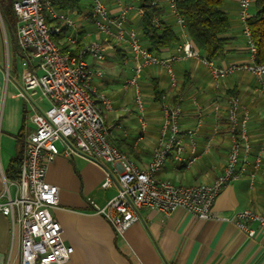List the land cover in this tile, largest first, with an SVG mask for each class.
<instances>
[{
  "label": "built area",
  "instance_id": "1",
  "mask_svg": "<svg viewBox=\"0 0 264 264\" xmlns=\"http://www.w3.org/2000/svg\"><path fill=\"white\" fill-rule=\"evenodd\" d=\"M90 1L88 17L102 39L84 43L78 37L74 20L57 11L51 0H13L16 42L26 56L20 61L22 89L18 96L28 103V119L33 125L25 138L20 178L8 181L0 192V214L21 230L16 264H64L73 253V248L63 242L62 228L52 214L58 204V188L45 180L47 165L58 156L67 159L80 156L87 161L114 166L113 172H105L101 186L105 189L115 183L117 193L104 206L94 205V212L120 236L139 219L140 209L164 214L182 210L198 220H208L213 217L211 208L220 192L241 177L239 164L250 155L252 148L248 132L251 113L238 93H217L212 104L216 121L214 132L218 129L217 122L224 120L229 146L224 169L211 183L183 186L156 176L172 152L174 159L182 162L184 138L190 145L185 166L190 167L197 160L195 137L204 124L200 107L196 108L194 122L182 129L179 123L181 104L161 105L158 139L151 159L144 167L115 147L109 140V128L104 119L106 114L114 111L112 99L94 84V78L103 77V71L92 70L88 63V59L98 64L104 62L107 46L115 44L126 54L123 64L130 77L124 87L133 90L134 106L142 128H145V114L139 82L143 70L160 68L171 89L178 92L179 79L174 65L181 61H198L209 72L215 90L228 77L249 73L256 81L253 95L261 99L264 112V64L257 62V49L246 23L252 0H237L247 58L226 65L202 57L186 33L183 18L176 12L175 0H151L159 8L161 1L166 4L179 29V41L159 54L149 51L142 44L138 31L128 25L130 17L143 15L140 7L128 0H112L114 8L111 12L106 0ZM160 24V17L152 19L154 27L158 28ZM64 29L66 35L59 43H64L67 48L62 52L55 38ZM29 60L34 62L35 70ZM41 102L47 103L48 107L42 109ZM263 152L264 122L261 146L253 159L254 171L261 166ZM254 175H250L252 180ZM8 185L17 188L14 197L10 195ZM221 219L232 222L240 232L252 237L254 230L248 224L255 222L264 228V209L259 213L244 209L230 218Z\"/></svg>",
  "mask_w": 264,
  "mask_h": 264
},
{
  "label": "crops",
  "instance_id": "2",
  "mask_svg": "<svg viewBox=\"0 0 264 264\" xmlns=\"http://www.w3.org/2000/svg\"><path fill=\"white\" fill-rule=\"evenodd\" d=\"M12 1L0 0V192L10 181L6 171L16 153L17 136L22 134L26 138L33 130L28 119L29 105L18 96L22 89V53L12 52L3 18L5 7ZM90 2L79 0L77 7L60 11L74 20L78 37L84 43L102 39L88 17ZM229 2H224L222 8L225 13L231 14L228 15L230 29L223 35L229 39V43L226 58L218 62L219 65L247 58L242 23L238 17V2ZM231 4L235 5L234 10L230 8ZM106 5L112 12V0H106ZM160 9L161 20L171 24L179 35L175 20L163 1ZM138 21L139 18L130 17L128 25L135 28ZM106 53L113 56L112 46H107ZM111 59L119 67V72L113 63L98 64L92 59H88V63L92 70L99 68L103 71L101 79L94 78V84L112 99L114 111L104 116L109 128V140L139 166L144 167L151 159L161 127L162 104H181L182 117L179 123L182 129L194 122L196 108L202 109L204 124L195 137L197 160L190 167L185 166L190 156V145L184 138L182 162L176 161L172 152L156 173L158 179L193 186L211 183L222 173L229 136L222 119L217 122L218 129L214 132L216 121L212 104L217 93H238L248 104L251 113L248 125L251 153L239 164L241 177L224 188L215 199L211 208L212 218L198 220L182 210L164 214L140 209L139 219L121 236L113 231L102 216L94 212V205L104 206L117 193L115 183L105 189L101 186L105 172H113L114 166L87 161L80 156L72 159L56 157L47 165L45 180L58 188V204L52 214L62 228L63 242L73 248V253L64 264H264V228L250 222L248 226L254 230V235L248 237L232 222L221 219L230 218L235 212L244 209L258 213L264 209V152L260 168L256 171L253 168V159L261 146L264 122L263 103L252 92L256 86L254 77L249 73H238L220 82L219 89L215 90L209 72L198 61H181L174 65L179 79L177 92L171 89L163 70L148 67L143 70L139 82L145 114V128H142L134 106L133 90L124 87L130 72L124 64L123 67L119 66L114 57ZM29 62L35 70L34 62ZM123 74L127 76L121 81ZM153 80L163 91L162 102L154 98ZM39 106L46 109L48 104L41 102ZM252 173H255L253 180L250 177ZM8 189L14 197L17 188L8 185ZM20 240V227L12 225L8 217L0 214V264H16L19 261Z\"/></svg>",
  "mask_w": 264,
  "mask_h": 264
},
{
  "label": "trees",
  "instance_id": "3",
  "mask_svg": "<svg viewBox=\"0 0 264 264\" xmlns=\"http://www.w3.org/2000/svg\"><path fill=\"white\" fill-rule=\"evenodd\" d=\"M128 1L143 10V15L139 18L135 29L139 33L142 44L149 51L159 54L161 50L170 49L179 41L178 32L171 24L161 20L160 27L156 28L152 25V19L160 17L161 9L153 5L151 0ZM51 2L57 11L75 8L79 4V0H51ZM224 2V0H175L176 12L184 20L189 39L199 50L202 57L217 63L226 58V48L229 43V39L223 36L230 29L229 16L222 9ZM12 4L13 1L5 7L3 18L7 26L12 52L21 53L16 42V20ZM252 8L253 12L246 19V23L257 49V62L264 64V0H252ZM65 35L66 31L64 29L55 38L62 52L67 47L64 43L60 44L59 41L63 40ZM112 51L118 65L123 67V61L126 57L125 52L115 44L112 45ZM22 57L26 58L23 54ZM152 84L155 100L162 102L163 91L156 80H153ZM16 139V153L10 160L6 171V177L12 181H18L20 178L25 147V138L22 134H19Z\"/></svg>",
  "mask_w": 264,
  "mask_h": 264
},
{
  "label": "rangeland",
  "instance_id": "4",
  "mask_svg": "<svg viewBox=\"0 0 264 264\" xmlns=\"http://www.w3.org/2000/svg\"><path fill=\"white\" fill-rule=\"evenodd\" d=\"M229 2V0H225V2ZM229 3H231V2H229ZM230 8L232 9V10H234L235 9V5L234 4H231L230 5ZM250 13H252L253 12V8L252 7H250ZM228 15L229 16H231V14L228 12ZM113 56H111V55H109V53L107 54L106 53V55H105V60H104V62H103V64H111V63H113V65L115 64L114 63V60H112L111 58H112ZM116 61V60H115ZM117 64V63H116ZM114 67L116 68V70L119 72L120 70H119V67L118 66H116V65H114ZM125 76H127V74H123L122 75V78H121V76H120V78H121V81H123L124 79H125ZM263 80H264V77H263ZM129 94L130 95H132V91L131 90H129ZM56 145L59 147V144L58 143H56Z\"/></svg>",
  "mask_w": 264,
  "mask_h": 264
}]
</instances>
